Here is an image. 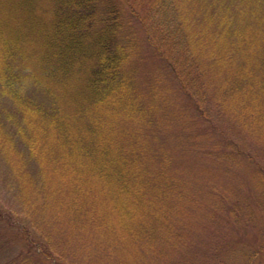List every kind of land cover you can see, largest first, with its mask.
Masks as SVG:
<instances>
[{"label":"trees","instance_id":"obj_1","mask_svg":"<svg viewBox=\"0 0 264 264\" xmlns=\"http://www.w3.org/2000/svg\"><path fill=\"white\" fill-rule=\"evenodd\" d=\"M139 25L167 78L139 74ZM0 95L13 105L0 106V153L29 224L17 234L55 264H129L158 251L159 231L177 243L201 206L210 224L225 195L202 205L152 140L236 117L233 100L264 138V0H0Z\"/></svg>","mask_w":264,"mask_h":264},{"label":"rangeland","instance_id":"obj_2","mask_svg":"<svg viewBox=\"0 0 264 264\" xmlns=\"http://www.w3.org/2000/svg\"><path fill=\"white\" fill-rule=\"evenodd\" d=\"M137 28L144 55L138 59L139 74L147 76L148 73L154 77L161 73L167 78L170 71L158 59L143 28L140 25ZM138 79L142 89L145 87L148 92L144 85L148 81ZM232 102L229 109L236 117L218 118L216 112H211L207 117L209 121H194L195 124L188 126L182 137L175 134L168 140L162 134L152 140L156 151L171 152L177 178L189 180L188 190L198 196L197 200L207 199L202 205L219 200L218 194L214 200L209 198L207 194L211 190L219 189L225 193L226 196L222 193L224 196L219 200V207L214 208L216 217L210 224H205L207 213L201 206L192 222L184 219V229L177 243L172 244L169 231H159L155 241L158 251L153 248V251L142 252L141 257L140 252L135 251L136 258L129 264H264V138L251 132L243 115V106ZM0 104L4 109L13 108L11 101L1 95ZM214 111H218L216 107ZM6 122L10 124V120ZM198 128L205 131L199 133ZM186 142L193 144L192 149L184 150ZM161 144L165 148L157 150ZM20 146L27 151L24 145ZM28 163L30 169L36 171V161L29 157ZM181 185L180 190L187 189L186 184ZM17 191L16 179L0 153V264H21L20 256L25 254L32 255L35 264H55L56 259L43 253L35 236L17 234L15 223L29 225ZM172 220L175 224L181 222L179 218ZM168 223L170 220L163 224ZM99 260L100 264L120 262Z\"/></svg>","mask_w":264,"mask_h":264}]
</instances>
